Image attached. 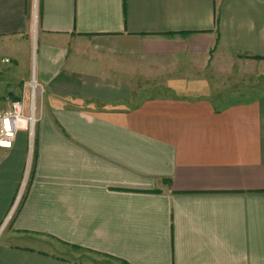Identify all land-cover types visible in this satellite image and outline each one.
Returning a JSON list of instances; mask_svg holds the SVG:
<instances>
[{
  "label": "crops",
  "instance_id": "obj_1",
  "mask_svg": "<svg viewBox=\"0 0 264 264\" xmlns=\"http://www.w3.org/2000/svg\"><path fill=\"white\" fill-rule=\"evenodd\" d=\"M31 58L0 264H264V0H0V109Z\"/></svg>",
  "mask_w": 264,
  "mask_h": 264
},
{
  "label": "built area",
  "instance_id": "obj_2",
  "mask_svg": "<svg viewBox=\"0 0 264 264\" xmlns=\"http://www.w3.org/2000/svg\"><path fill=\"white\" fill-rule=\"evenodd\" d=\"M37 88L40 95L42 89L33 78L29 84L24 83L23 91L16 100H12L8 106L0 109V148L10 149L19 131L32 136L36 122Z\"/></svg>",
  "mask_w": 264,
  "mask_h": 264
},
{
  "label": "rangeland",
  "instance_id": "obj_3",
  "mask_svg": "<svg viewBox=\"0 0 264 264\" xmlns=\"http://www.w3.org/2000/svg\"><path fill=\"white\" fill-rule=\"evenodd\" d=\"M245 58H251V57H245ZM6 63H8V61L6 60V62H5V64ZM2 64V63H1ZM257 67L256 68H258L259 69V66L258 65H256ZM4 67H6L5 65H4ZM3 67V65L1 66V69H0V91H2V89L4 88V86L6 87V85H7V81H9V79L6 77V76H8V73H9V71H8V69H6V68H4ZM246 70H250L249 69V65L248 64H246V66L244 67ZM254 69V68H253ZM20 71V69H19V67H13L12 68V73H14L15 75L16 74H18V72ZM34 73H35V70H34V60H33V58H31V61H30V68H29V71H28V74H27V76L24 78L25 80H24V82H22V80L19 82V84L18 85H20L21 83L22 84H24V83H26V84H29L31 81H32V79L34 78L33 76H32V74L34 75ZM225 83H227V82H225ZM22 86V90H21V92L23 91V85H21ZM20 86V87H21ZM39 89L37 88L36 89V92H37V96H36V106L38 105V102H39V98H40V95L38 94L39 92ZM26 92H28V88H26ZM21 94V93H20ZM6 95V93H2V97H4ZM19 96V94L17 95V97ZM7 97V96H6ZM6 97H5V103H7V99H9L8 97H7V99H6ZM17 98L15 97V99H13V100H16ZM5 106V105H4ZM36 123V122H35ZM35 123H34V128H35ZM34 128H33V134H32V136L30 137V135L29 134H27L26 133V135H27V142H28V145H29V147H28V159H27V164H26V167H25V171H24V174H23V177H22V180H21V183H20V187H19V190H18V194H17V196H16V198H15V202L13 203V205H12V209H11V211L9 212V214H8V218H7V220H5V223L3 224V226L0 228V238H2V237H4L5 235H6V233L8 232V227L10 226V224H11V221H12V218L14 217V214L16 213V211H17V209H18V207H19V204H20V202H21V200H22V197H23V195H24V191H25V188H26V185H27V182H28V179H29V175H30V170H31V166H32V150H33V141H34ZM19 132H21V131H19ZM25 133V132H24ZM60 245V247L61 248H63V249H65V248H67V247H65V246H62V244H59ZM71 249V248H70ZM67 251H70L69 249H66ZM71 251L73 252V253H76V252H82V251H79V250H75V248H73L72 247V249H71ZM103 259L104 260H109V259H107V258H105L104 256H103ZM109 261H111L113 264H123V263H121V262H118V261H116V260H109Z\"/></svg>",
  "mask_w": 264,
  "mask_h": 264
},
{
  "label": "trees",
  "instance_id": "obj_4",
  "mask_svg": "<svg viewBox=\"0 0 264 264\" xmlns=\"http://www.w3.org/2000/svg\"><path fill=\"white\" fill-rule=\"evenodd\" d=\"M255 57L258 58V56H255ZM72 247L75 248V249H78V246L77 245H72Z\"/></svg>",
  "mask_w": 264,
  "mask_h": 264
}]
</instances>
